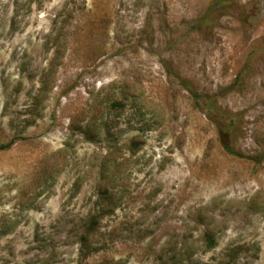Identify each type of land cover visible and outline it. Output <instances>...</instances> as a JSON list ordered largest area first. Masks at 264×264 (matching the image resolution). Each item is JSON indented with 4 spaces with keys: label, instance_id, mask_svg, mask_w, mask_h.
Wrapping results in <instances>:
<instances>
[{
    "label": "rangeland",
    "instance_id": "rangeland-1",
    "mask_svg": "<svg viewBox=\"0 0 264 264\" xmlns=\"http://www.w3.org/2000/svg\"><path fill=\"white\" fill-rule=\"evenodd\" d=\"M215 2L0 0V264H264V0Z\"/></svg>",
    "mask_w": 264,
    "mask_h": 264
},
{
    "label": "trees",
    "instance_id": "trees-1",
    "mask_svg": "<svg viewBox=\"0 0 264 264\" xmlns=\"http://www.w3.org/2000/svg\"><path fill=\"white\" fill-rule=\"evenodd\" d=\"M228 0H216L215 2V5H214V8L215 9H219L220 7H224L225 6V2H227ZM122 101L121 100H115L114 101V104L113 106H117V107H121L122 106ZM210 105L212 107H214V104L212 102H210ZM222 146L223 148L225 149V151L232 155V156H235V157H245L244 154H242L241 152H238L235 148H234V145L231 143L230 139L232 137V133L234 131L232 130H222ZM236 132V131H235ZM234 132V133H235ZM11 147V144L10 143H2L0 142V150H5V149H8ZM254 160H259V161H262L264 160V152L257 158H252ZM91 226L94 224V223H97V219L96 218H92L91 219ZM95 230L94 228H91V230L88 231V233L82 237V241L83 243H87V241L89 240V236H90V232ZM206 238L208 241L211 242V247H214L216 245V239H215V236L209 232L206 233Z\"/></svg>",
    "mask_w": 264,
    "mask_h": 264
}]
</instances>
